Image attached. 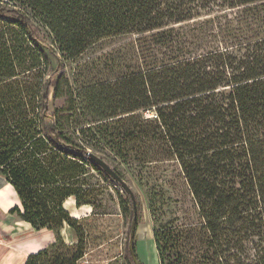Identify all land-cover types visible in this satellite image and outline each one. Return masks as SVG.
<instances>
[{
	"label": "trees",
	"instance_id": "1",
	"mask_svg": "<svg viewBox=\"0 0 264 264\" xmlns=\"http://www.w3.org/2000/svg\"><path fill=\"white\" fill-rule=\"evenodd\" d=\"M235 10L241 28L219 46L100 84L95 124L55 106L62 70L97 42L156 32L159 44L178 43L176 26ZM89 152L128 167L179 166L198 221L164 224L151 193L159 264H264V0H0V176L20 200L10 213L56 235L25 264L83 259L89 218L73 217L67 200L96 215L112 184L122 200ZM123 192L126 261L136 264ZM65 225L77 244L64 241Z\"/></svg>",
	"mask_w": 264,
	"mask_h": 264
},
{
	"label": "rangeland",
	"instance_id": "2",
	"mask_svg": "<svg viewBox=\"0 0 264 264\" xmlns=\"http://www.w3.org/2000/svg\"><path fill=\"white\" fill-rule=\"evenodd\" d=\"M241 16L242 12L238 10L222 11L178 25L174 32L178 34V43L170 40L168 43L159 44L155 41L158 34L156 32L103 39L79 58L66 64L60 77L64 97L55 99V106L66 110L75 108L83 126L95 124L89 123L97 120L98 116L91 111L90 104L100 84L111 83L120 77L172 60L180 50L183 51L180 54L188 52L194 55L215 48L224 40L223 36H228L231 30L241 28ZM70 89L74 92L73 98L69 94ZM66 130L73 133L68 126ZM108 163L123 174L136 196L138 228L135 246L138 260L143 264H159L149 202L151 193L155 192L154 199L163 212L164 224L198 221L194 201L179 166L176 163H166L128 167L121 165L118 160L114 162L111 159ZM110 192L111 195H105L103 206L96 210V215H92L93 209L89 206L77 210L73 198L67 200L64 205L74 215L89 218L83 222L88 228V237L84 246L85 255L78 264H128L125 241L129 221L120 206V202L126 201V197L121 190L122 200H119L113 184ZM65 228L67 231H63V239L68 242L71 239L68 232L72 229L67 225Z\"/></svg>",
	"mask_w": 264,
	"mask_h": 264
},
{
	"label": "crops",
	"instance_id": "3",
	"mask_svg": "<svg viewBox=\"0 0 264 264\" xmlns=\"http://www.w3.org/2000/svg\"><path fill=\"white\" fill-rule=\"evenodd\" d=\"M19 205L20 200L15 189L0 176V264H25L31 254H37L56 240L53 231L48 229L37 231L20 219L17 213H10L11 209ZM85 207L87 206L81 208ZM81 208L76 207L77 210ZM70 214L75 218L81 217L74 215L72 211ZM64 230L67 231L66 228L61 230L62 237ZM68 233L71 239L66 243L77 244L75 231L70 230Z\"/></svg>",
	"mask_w": 264,
	"mask_h": 264
},
{
	"label": "water",
	"instance_id": "4",
	"mask_svg": "<svg viewBox=\"0 0 264 264\" xmlns=\"http://www.w3.org/2000/svg\"><path fill=\"white\" fill-rule=\"evenodd\" d=\"M88 156L91 161L97 163L117 184H119L123 191H125L133 200L134 218L130 231L129 249L136 264H138L137 254L135 252V237L138 228L137 202L135 193L129 186V184L123 178H121V176H119V174L111 167V165L106 160L92 152H89Z\"/></svg>",
	"mask_w": 264,
	"mask_h": 264
}]
</instances>
